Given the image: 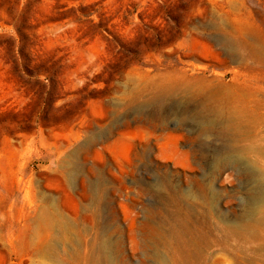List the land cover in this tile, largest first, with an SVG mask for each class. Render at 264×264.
Wrapping results in <instances>:
<instances>
[{
	"label": "rangeland",
	"instance_id": "obj_1",
	"mask_svg": "<svg viewBox=\"0 0 264 264\" xmlns=\"http://www.w3.org/2000/svg\"><path fill=\"white\" fill-rule=\"evenodd\" d=\"M256 40L264 0H0V264H75L95 233L113 264H230L264 169L246 131L161 89L239 84L264 134Z\"/></svg>",
	"mask_w": 264,
	"mask_h": 264
},
{
	"label": "bare ground",
	"instance_id": "obj_2",
	"mask_svg": "<svg viewBox=\"0 0 264 264\" xmlns=\"http://www.w3.org/2000/svg\"><path fill=\"white\" fill-rule=\"evenodd\" d=\"M249 50L252 56L264 60V45L261 42L254 41L250 44ZM177 86L184 90L193 91L195 95L204 100V103L212 105L219 116L227 122L224 129L225 134H238L246 131L250 135L247 137L250 144L239 148L238 152L254 156L257 163L264 169V134L258 135L259 131L255 129L263 117V106L258 100H255L247 90L239 87V84L228 86L218 83L216 86H212L205 80L182 78L161 90L167 92ZM253 176L257 181L256 188L251 191L249 197L253 203L248 204L245 215L234 222L231 227H228V233L233 236L236 235L244 246V250L240 253H234L230 264H264V176L258 172ZM56 224V220L46 210H42L33 221L34 234L48 235L54 230ZM99 237L95 233L91 242L86 245V251L84 253L76 252L70 256V259L75 264H96L93 255L96 250L98 255L102 257L104 264H113V261L107 257V253L110 252L109 243L104 239L100 241ZM158 239H160L159 236ZM252 246L254 248H251ZM246 253H251L254 259ZM182 258L183 256L180 254L171 263L186 264ZM216 264L219 263L216 262Z\"/></svg>",
	"mask_w": 264,
	"mask_h": 264
}]
</instances>
